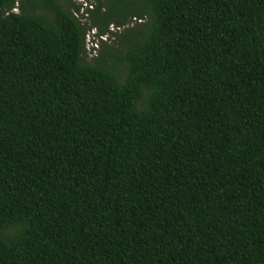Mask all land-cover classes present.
Here are the masks:
<instances>
[{
    "label": "trees",
    "instance_id": "1",
    "mask_svg": "<svg viewBox=\"0 0 264 264\" xmlns=\"http://www.w3.org/2000/svg\"><path fill=\"white\" fill-rule=\"evenodd\" d=\"M107 1L0 0V264H264V0Z\"/></svg>",
    "mask_w": 264,
    "mask_h": 264
},
{
    "label": "rangeland",
    "instance_id": "2",
    "mask_svg": "<svg viewBox=\"0 0 264 264\" xmlns=\"http://www.w3.org/2000/svg\"><path fill=\"white\" fill-rule=\"evenodd\" d=\"M80 2H86L89 8H92L97 3V0H78ZM103 5L106 7L108 1L102 0ZM92 5V7H90ZM96 29V28H95ZM116 30V29H115ZM99 31V30H98ZM100 37L97 36V30L95 33L90 34L87 37V52L88 58L86 61L90 64L97 65L101 60V56L106 52L107 49L110 48L113 52H123L125 50V45L122 42H115L117 36H106L109 45H103V43L98 42ZM97 46V48H96ZM96 48V49H95ZM105 65V64H104ZM108 68L114 72L120 80H124L127 76V64L125 61L119 60L118 58L110 59L107 64Z\"/></svg>",
    "mask_w": 264,
    "mask_h": 264
},
{
    "label": "built area",
    "instance_id": "3",
    "mask_svg": "<svg viewBox=\"0 0 264 264\" xmlns=\"http://www.w3.org/2000/svg\"><path fill=\"white\" fill-rule=\"evenodd\" d=\"M95 32H96V29H92V30H90V31L88 32L87 37H88L90 34H93V33H95ZM106 36H107V35L103 36L102 39H103V40H104V39L107 40V39H106ZM96 48H97V46H96ZM96 48H95V49H96Z\"/></svg>",
    "mask_w": 264,
    "mask_h": 264
}]
</instances>
